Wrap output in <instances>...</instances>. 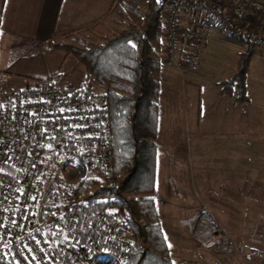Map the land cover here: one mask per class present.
<instances>
[{
    "label": "built area",
    "instance_id": "obj_1",
    "mask_svg": "<svg viewBox=\"0 0 264 264\" xmlns=\"http://www.w3.org/2000/svg\"><path fill=\"white\" fill-rule=\"evenodd\" d=\"M158 1H164L161 52L169 66L179 67L182 56L191 65L200 61L204 35L196 25L184 27V15L197 18L204 11L229 37L253 47L263 43L264 0ZM93 156L112 174L108 109L92 85L39 81L10 91L0 119V264H126L135 241L121 210L100 214L83 238L78 224L84 203L73 189L64 207H53V218L38 220L41 190L55 182L52 161H59L61 174L83 179ZM47 228L52 236L45 235ZM200 241L209 249L234 250L214 230L201 233Z\"/></svg>",
    "mask_w": 264,
    "mask_h": 264
},
{
    "label": "rangeland",
    "instance_id": "obj_2",
    "mask_svg": "<svg viewBox=\"0 0 264 264\" xmlns=\"http://www.w3.org/2000/svg\"><path fill=\"white\" fill-rule=\"evenodd\" d=\"M188 17L199 29L208 23L219 26L214 20L212 23L204 11L197 18ZM110 29V33H115L119 27L110 25ZM217 29L208 36L202 54L203 72L211 82L229 77L241 55V49L228 42L230 37ZM94 32L70 34L59 42L68 44L63 46H72L78 39L88 38L102 43L101 35ZM188 51L190 47H181V52ZM262 60L256 58L255 65L261 66ZM179 61L185 63V69L175 68L179 75H186V79L194 75L202 78L201 61L191 65L183 56ZM54 63L52 79L57 82L79 79L83 68L80 64L78 66L74 56L61 52L56 55ZM80 83L92 85L104 97L105 89L94 81ZM69 85L80 86L79 83ZM187 89L188 86L179 79L176 85L178 95L185 98ZM195 90L199 91L198 88ZM202 92H205L204 88ZM187 94L190 96L189 92ZM179 96L173 97V101L166 97L161 104L159 176L155 195L173 263L264 264V111L258 106L248 107L250 102L239 106L228 103L229 98H225L228 103L225 108L213 101V105L206 106V101L198 112L194 105L180 102ZM52 162L56 168L55 182L46 183L41 190L37 201L40 211L44 206L64 207L70 192L64 190L63 198L57 202L49 198L51 191L76 187L88 176L89 168L93 167L94 176L106 175L94 156L90 158L83 179L73 172L61 174L59 161ZM38 216L41 221L40 214ZM209 229L214 230L220 239H228L234 250L227 253L204 247L200 241L201 233ZM45 235L52 236L51 230L47 228Z\"/></svg>",
    "mask_w": 264,
    "mask_h": 264
},
{
    "label": "trees",
    "instance_id": "obj_3",
    "mask_svg": "<svg viewBox=\"0 0 264 264\" xmlns=\"http://www.w3.org/2000/svg\"><path fill=\"white\" fill-rule=\"evenodd\" d=\"M163 9L164 1L158 0L119 3L113 14L125 29L110 33L103 26L97 30L102 43L80 38L76 45L58 46L82 66L85 82L105 89L114 167L103 177L89 168L76 187L51 191L49 198L60 202L66 191H76L84 203L78 224L83 238L92 233L100 214L121 210L135 241L126 264H174L155 201ZM252 57L250 48L220 86L223 96L235 97L241 106L250 102L246 80ZM40 218L48 222L53 208L44 206Z\"/></svg>",
    "mask_w": 264,
    "mask_h": 264
},
{
    "label": "crops",
    "instance_id": "obj_4",
    "mask_svg": "<svg viewBox=\"0 0 264 264\" xmlns=\"http://www.w3.org/2000/svg\"><path fill=\"white\" fill-rule=\"evenodd\" d=\"M132 2L139 1L0 0V119L3 115L7 96L12 89L22 88L39 81H52V83L58 86L75 83H79L80 85V82L85 79L84 69H80L81 75L75 82H57L56 79H52L55 73L54 59L56 55L61 52L66 53L58 48V46L68 45L67 43H60V39H64L74 33H93L103 26L110 31V25L119 27L115 33L122 31L124 27L120 24L119 18L113 12L119 3L131 4ZM182 25L189 28L193 27L192 20L187 15L183 16ZM217 30V26L213 24L209 25V23L205 24L203 28H200L205 39L204 44L197 47L201 61L199 70L202 72V78L199 75H194L190 79H186V75H179L175 71L176 69L184 68L185 63L180 62L179 67L169 66L166 63V55L162 52L159 54L162 71L160 79L161 95L157 139L156 191L159 176L158 140L160 138L161 127V104L164 103L166 97L167 100L170 98L172 100L176 95L179 96L176 91L177 81L180 79L183 84L188 86L186 97L179 96L180 102H184L187 105H194L198 112L202 110L203 102L206 101L208 103L206 106L213 105V101L214 104H220L224 108L229 102L237 104L234 98L221 94V83L226 81L228 76L226 79L223 78L220 81L211 82L210 78H206L203 72L202 54L206 49L207 38L212 31ZM228 42L241 49V55L249 47L252 48L253 57L246 80L250 100L247 106H258L260 111H264V41L256 47L231 37ZM66 55L69 56L67 53ZM241 55L238 58L237 64ZM256 58L263 59L261 66L255 65ZM77 64L80 66L78 62ZM237 64L233 70L237 67ZM195 88H198L199 91L195 90ZM203 88L205 92H202ZM188 92L190 96L187 94ZM225 98H229L228 103L225 102ZM159 219L162 223L161 214L159 215ZM163 232L166 238L164 229Z\"/></svg>",
    "mask_w": 264,
    "mask_h": 264
}]
</instances>
